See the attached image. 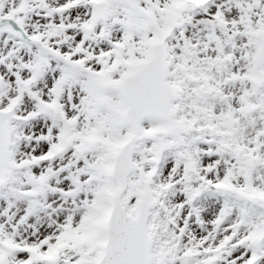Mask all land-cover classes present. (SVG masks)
<instances>
[{
  "label": "snow or ice",
  "instance_id": "obj_1",
  "mask_svg": "<svg viewBox=\"0 0 264 264\" xmlns=\"http://www.w3.org/2000/svg\"><path fill=\"white\" fill-rule=\"evenodd\" d=\"M0 264H264V0H0Z\"/></svg>",
  "mask_w": 264,
  "mask_h": 264
}]
</instances>
